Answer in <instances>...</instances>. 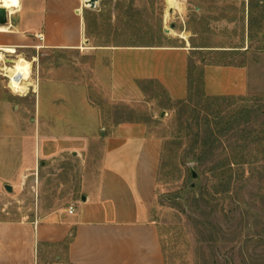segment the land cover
<instances>
[{
  "label": "rangeland",
  "instance_id": "1",
  "mask_svg": "<svg viewBox=\"0 0 264 264\" xmlns=\"http://www.w3.org/2000/svg\"><path fill=\"white\" fill-rule=\"evenodd\" d=\"M80 10L89 47L190 53L181 99L147 82L138 83L142 100L106 106L102 91L90 90L109 124H144L161 140L152 220L165 264H264V0H100ZM83 53L15 51L0 62V221L38 220L68 206L97 166V140L61 152L44 137L59 123L46 126L38 104L44 85H98ZM17 57L30 62L28 84L1 71ZM237 66L251 69L253 92L205 91V67Z\"/></svg>",
  "mask_w": 264,
  "mask_h": 264
},
{
  "label": "crops",
  "instance_id": "2",
  "mask_svg": "<svg viewBox=\"0 0 264 264\" xmlns=\"http://www.w3.org/2000/svg\"><path fill=\"white\" fill-rule=\"evenodd\" d=\"M82 2L19 0L0 27V49L92 56L98 85H44L38 104L46 126L59 123L44 137L60 142L61 152L92 140L103 146L77 200L38 220L0 221V264H165L152 220L161 140L144 124H109L90 90L102 91L106 106L142 100L138 83L147 82L181 99L188 91L190 53L170 45L89 47ZM202 80L215 96L241 97L254 89L248 66L205 67Z\"/></svg>",
  "mask_w": 264,
  "mask_h": 264
},
{
  "label": "bare ground",
  "instance_id": "3",
  "mask_svg": "<svg viewBox=\"0 0 264 264\" xmlns=\"http://www.w3.org/2000/svg\"><path fill=\"white\" fill-rule=\"evenodd\" d=\"M83 1L86 7L91 8V0ZM18 2L19 0H0V6L7 12L9 11V13H13L14 9L18 6ZM4 53L8 55H14L15 50L9 48L0 49V62L1 60L6 61V59H3ZM10 64H12L10 67L1 68V71L8 80L16 84H22L24 82H27L28 84V82L31 81V65L29 62L24 60L22 57H17L15 60L10 61Z\"/></svg>",
  "mask_w": 264,
  "mask_h": 264
},
{
  "label": "water",
  "instance_id": "4",
  "mask_svg": "<svg viewBox=\"0 0 264 264\" xmlns=\"http://www.w3.org/2000/svg\"><path fill=\"white\" fill-rule=\"evenodd\" d=\"M99 1L100 0H91V2H90L91 8H94ZM7 23H8V12L4 8L0 7V27L6 26ZM171 28H174V25H171ZM164 32L168 33V31L166 29L164 30ZM8 62H9V60H8ZM5 190L7 192H10L11 187L5 186Z\"/></svg>",
  "mask_w": 264,
  "mask_h": 264
},
{
  "label": "built area",
  "instance_id": "5",
  "mask_svg": "<svg viewBox=\"0 0 264 264\" xmlns=\"http://www.w3.org/2000/svg\"><path fill=\"white\" fill-rule=\"evenodd\" d=\"M39 39L42 40V37H39ZM4 54H5V53H4ZM2 63H4V61H3ZM8 81H9V80H8ZM69 213H70V214L73 213V207H69Z\"/></svg>",
  "mask_w": 264,
  "mask_h": 264
},
{
  "label": "trees",
  "instance_id": "6",
  "mask_svg": "<svg viewBox=\"0 0 264 264\" xmlns=\"http://www.w3.org/2000/svg\"><path fill=\"white\" fill-rule=\"evenodd\" d=\"M230 179V177L229 178H227V180H229Z\"/></svg>",
  "mask_w": 264,
  "mask_h": 264
}]
</instances>
